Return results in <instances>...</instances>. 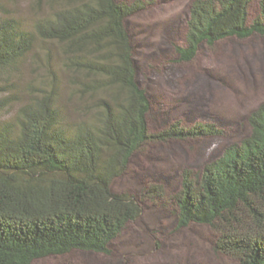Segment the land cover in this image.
<instances>
[{
    "label": "trees",
    "instance_id": "16d2710c",
    "mask_svg": "<svg viewBox=\"0 0 264 264\" xmlns=\"http://www.w3.org/2000/svg\"><path fill=\"white\" fill-rule=\"evenodd\" d=\"M254 1L195 0L186 44L175 47L179 61H194L203 45L264 36V9L251 21ZM47 3L51 14L30 30L0 5L1 75L18 68L38 42L58 47L51 87L0 124V264H33L76 250L111 253V244L142 215V204L166 196L161 185L147 187L140 201L112 190L134 155L151 143L225 133L213 123L179 121L150 131L152 104L138 82L126 27L149 0ZM12 102L0 100V115ZM248 124L249 135L221 156L182 172L173 204L178 230L208 226L217 252L239 264H264V104Z\"/></svg>",
    "mask_w": 264,
    "mask_h": 264
},
{
    "label": "rangeland",
    "instance_id": "374dc122",
    "mask_svg": "<svg viewBox=\"0 0 264 264\" xmlns=\"http://www.w3.org/2000/svg\"><path fill=\"white\" fill-rule=\"evenodd\" d=\"M48 0H0L4 14L31 29L51 14ZM131 4L136 0H117ZM144 11L127 19L134 46L138 82L149 94V128L155 133L175 122L186 126L213 123L222 137L151 143L132 158L130 168L112 184L140 201L150 185L164 187L160 201L143 203V213L110 246L111 253L73 251L35 260L33 264H239L215 249L217 235L208 226L192 224L177 229L173 196L181 188L185 169L199 171L250 133L248 118L264 104V36L229 38L214 47L203 45L192 62H180L176 45L186 44L187 21L195 0H149ZM264 0H255L251 21L262 14ZM5 17V16H4ZM58 47L38 42L18 68L0 74V100L14 101L0 115L10 122L53 84ZM59 67V66H58ZM65 85L63 90L65 89ZM68 96L62 94V102Z\"/></svg>",
    "mask_w": 264,
    "mask_h": 264
}]
</instances>
